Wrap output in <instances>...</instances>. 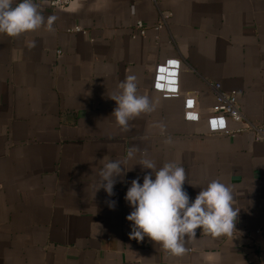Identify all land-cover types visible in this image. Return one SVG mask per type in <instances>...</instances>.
I'll return each instance as SVG.
<instances>
[{
  "label": "crops",
  "instance_id": "crops-1",
  "mask_svg": "<svg viewBox=\"0 0 264 264\" xmlns=\"http://www.w3.org/2000/svg\"><path fill=\"white\" fill-rule=\"evenodd\" d=\"M34 2L56 18L52 31L0 34V264H264V144L214 111L211 85L237 91L246 117L264 123V0ZM130 74L155 109L122 131L108 96ZM133 145L157 168L182 165L190 198L213 179L230 186L235 231L198 228L180 256L130 238L123 197L150 171L127 158ZM116 159L134 165L126 182L95 193Z\"/></svg>",
  "mask_w": 264,
  "mask_h": 264
},
{
  "label": "clouds",
  "instance_id": "clouds-1",
  "mask_svg": "<svg viewBox=\"0 0 264 264\" xmlns=\"http://www.w3.org/2000/svg\"><path fill=\"white\" fill-rule=\"evenodd\" d=\"M55 19L54 16L45 18L34 0H0V34L16 37L42 26L52 31ZM117 87L118 93L108 96L116 105L111 115L120 129L127 131L129 121L154 111L155 103L147 95L139 94L134 74L127 75ZM170 142V139L165 140V143ZM136 154L139 159L134 165L150 171H145L142 179L132 178L123 197L131 209L125 217L130 222V238L140 241L148 237L172 255L180 256L186 251V238L195 237L198 228L213 236H230L235 231L240 209L234 207L230 186L213 179L190 198L184 187L187 175L182 165L170 160L157 168L154 161L134 145L126 155L131 159ZM125 162L116 159L103 164L95 193L103 188L112 196L114 185L118 181L126 182L125 175L134 165L125 170ZM114 205L112 201L109 207Z\"/></svg>",
  "mask_w": 264,
  "mask_h": 264
},
{
  "label": "built area",
  "instance_id": "built-area-1",
  "mask_svg": "<svg viewBox=\"0 0 264 264\" xmlns=\"http://www.w3.org/2000/svg\"><path fill=\"white\" fill-rule=\"evenodd\" d=\"M51 8L64 7L71 3L72 0H48ZM169 17V13L166 11L162 12V19L154 25L156 30L162 28L166 23V18ZM136 29L140 34H144L148 28L147 23L143 20H137L135 24ZM69 31H76L79 33L85 32L81 26H75L70 28ZM215 94V106L214 111L221 115L232 119L235 122H242L244 126L237 131H249L252 132L255 139L261 141L264 144V123L258 124L250 121L245 113L242 111L238 92L235 90H225L221 83L214 82L211 84ZM231 133V132H228Z\"/></svg>",
  "mask_w": 264,
  "mask_h": 264
}]
</instances>
